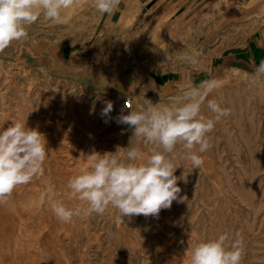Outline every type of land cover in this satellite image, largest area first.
<instances>
[{
  "label": "rangeland",
  "instance_id": "obj_1",
  "mask_svg": "<svg viewBox=\"0 0 264 264\" xmlns=\"http://www.w3.org/2000/svg\"><path fill=\"white\" fill-rule=\"evenodd\" d=\"M144 1L121 0L109 15L89 0L67 10L62 24L41 16L26 40L0 53V127L19 120L43 134L49 154L38 189L53 184L57 199L87 207L68 198L69 178L87 163L81 154L120 148L121 159L130 146L149 154L155 146L137 141L117 118L147 100L168 104L182 85L215 78L222 86L209 99L222 100L231 115L209 134L212 147L199 169L180 154L173 161L187 200L173 201L158 217L125 218L118 226L111 207L102 216L63 223L42 197L15 204L11 196L2 210L19 217L0 229V264H189L190 248L224 232L243 238L241 264H264V79L251 83L244 75L262 61L228 53L245 49L264 30V6L245 12L234 0H191L178 12L180 1L147 12ZM187 53L196 63L181 59ZM124 97L132 98L131 110L122 109ZM105 101L113 103L108 117L101 115Z\"/></svg>",
  "mask_w": 264,
  "mask_h": 264
},
{
  "label": "clouds",
  "instance_id": "obj_2",
  "mask_svg": "<svg viewBox=\"0 0 264 264\" xmlns=\"http://www.w3.org/2000/svg\"><path fill=\"white\" fill-rule=\"evenodd\" d=\"M88 2L0 0V53L12 42L26 40L28 28L41 16L52 24H62L67 10ZM90 3L97 12L111 15L121 0H90ZM181 59L196 63L193 55H184ZM244 75L251 83L264 79V61L254 73ZM221 86L222 81L215 78L200 85L187 83L168 104L147 100L145 105L138 104L137 110L120 115L117 123L128 125L132 137L155 146L150 153L131 146L125 148L121 159L116 156L120 148L114 154L101 155L94 150L88 155L82 153L87 163L69 178L67 189L70 200L84 202L87 207H70L57 199L60 193L53 184L45 187L42 202L50 204L55 217L63 223H72L82 214L102 216L111 207L117 210L114 222L118 226L125 223V218L158 217L162 209L171 208L173 201L183 203L187 197L180 195L179 178L174 174L178 167L173 161L180 154L182 159L190 161L193 169L203 165L202 154L212 147L209 134L217 123L231 115V109L223 107L222 100L209 99ZM105 105L102 117H108L113 110L111 101H105ZM205 107L209 115L203 113ZM48 154L44 135L27 127L26 122L13 120L6 130L0 127V203L6 202L20 186L33 183L43 175L42 166ZM189 252V264H241L244 241L239 233L231 238L224 232L215 239L196 244Z\"/></svg>",
  "mask_w": 264,
  "mask_h": 264
},
{
  "label": "crops",
  "instance_id": "obj_3",
  "mask_svg": "<svg viewBox=\"0 0 264 264\" xmlns=\"http://www.w3.org/2000/svg\"><path fill=\"white\" fill-rule=\"evenodd\" d=\"M178 1L181 2V5H179L176 8L175 10L176 12H178L181 8H184L185 6L192 4L191 0H145L143 2V7L145 11L147 10L148 12L150 10H154V9L156 10L157 8H159L164 4L166 6L173 4L174 6V4H176ZM261 6H264V0H234V7L236 9L241 8L240 10H242L243 8V11L245 12H247L249 8L254 7L253 10H255ZM229 49L230 52L228 53H230L240 61H246V62L264 61V30L254 34V36L250 38L248 45L246 46L245 49L242 50H236L231 48ZM213 66H214V61H213Z\"/></svg>",
  "mask_w": 264,
  "mask_h": 264
},
{
  "label": "bare ground",
  "instance_id": "obj_4",
  "mask_svg": "<svg viewBox=\"0 0 264 264\" xmlns=\"http://www.w3.org/2000/svg\"><path fill=\"white\" fill-rule=\"evenodd\" d=\"M237 71H240L237 69ZM62 164V163H61ZM62 168V167H61ZM54 173V172H53ZM62 175V174H61ZM39 180H42L41 178L39 179H36L34 180V182L32 183V186L30 188H28L26 191H20V192H16L17 194H13L10 202L12 201L13 203L15 204H19V203H23V201H25L27 204V202H33L35 201L36 199H40L41 196V192L40 190L38 189V184H39ZM44 180V179H43ZM52 180V179H51ZM65 180V179H64ZM49 181V180H48ZM51 182V181H50ZM53 183V182H52ZM27 187V186H26ZM16 191V190H15ZM19 191V190H18ZM38 202V201H37ZM3 204V203H2ZM9 203L7 202L6 205H8ZM5 205V206H6ZM12 207V206H11ZM33 207V206H32ZM6 207H3L4 210H2V207H1V203H0V229H3L4 231L5 230H8L7 227L10 225L11 227L14 225V223H16V218L18 217H14L13 214H14V211H9V210H6L8 209V207L5 209ZM27 208H25L26 210ZM33 209V208H32ZM12 210V209H11ZM20 210V209H19ZM23 210V209H22ZM28 210V209H27ZM34 210V209H33ZM22 212V211H21ZM9 213V214H8ZM13 213V214H12ZM21 214V213H20ZM23 214V212H22ZM18 215V214H17ZM16 215V216H17ZM27 215V214H25ZM36 215V214H35ZM27 220V219H26ZM33 220V219H32ZM20 222V221H19ZM18 222V223H19ZM17 223V224H18ZM24 224V223H23ZM140 225V224H139ZM42 226V225H41ZM23 227V226H22ZM44 227V226H43ZM43 227H41V229L43 230ZM17 228V227H16ZM15 228V229H16ZM131 228V227H130ZM13 228V230H15ZM87 229V228H86ZM126 230V229H125ZM157 230V229H156ZM163 230V229H162ZM12 231V229H11ZM23 231V230H22ZM8 232V231H7ZM13 233V232H12ZM2 234V233H0ZM6 234V233H5ZM8 234V233H7ZM19 234V233H18ZM125 236V235H124ZM9 237V236H8ZM14 237V236H13ZM4 238V237H3ZM7 237H5L4 239H6ZM5 241V240H4ZM9 242V241H8ZM99 242V241H98ZM139 242V241H138ZM168 242V241H167ZM16 243V242H15ZM90 244V243H88ZM89 248V247H88ZM15 249V248H14ZM13 249V250H14ZM18 250V249H17ZM12 251V249H11ZM1 253V252H0ZM16 253V252H14ZM129 257V256H128ZM15 260V259H14ZM184 263V262H183ZM86 264V263H85Z\"/></svg>",
  "mask_w": 264,
  "mask_h": 264
},
{
  "label": "built area",
  "instance_id": "obj_5",
  "mask_svg": "<svg viewBox=\"0 0 264 264\" xmlns=\"http://www.w3.org/2000/svg\"><path fill=\"white\" fill-rule=\"evenodd\" d=\"M188 54V53H187ZM189 55V54H188ZM128 101L127 105H125V102ZM133 100L131 97H124L121 101V107L123 110L128 111L133 108Z\"/></svg>",
  "mask_w": 264,
  "mask_h": 264
}]
</instances>
